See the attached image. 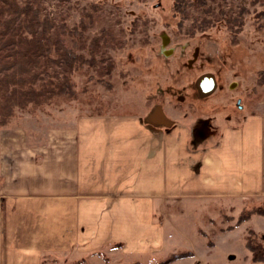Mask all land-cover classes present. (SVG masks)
Here are the masks:
<instances>
[{
    "label": "rangeland",
    "instance_id": "obj_1",
    "mask_svg": "<svg viewBox=\"0 0 264 264\" xmlns=\"http://www.w3.org/2000/svg\"><path fill=\"white\" fill-rule=\"evenodd\" d=\"M42 3L53 35L82 57L71 76L75 96L17 109L0 127V142L21 128L30 144L42 143L51 129L83 117L138 114L147 121L156 107L171 121H187L194 137L199 131L212 137L230 120L264 111V0ZM205 73L216 75L218 89L200 99L195 82ZM186 207L163 202L162 253L123 256L115 248L92 258L52 256L51 264H264L246 246L250 240L264 246V194Z\"/></svg>",
    "mask_w": 264,
    "mask_h": 264
},
{
    "label": "crops",
    "instance_id": "obj_2",
    "mask_svg": "<svg viewBox=\"0 0 264 264\" xmlns=\"http://www.w3.org/2000/svg\"><path fill=\"white\" fill-rule=\"evenodd\" d=\"M138 115L80 118L30 144L26 130L0 142V264L52 256L157 255L166 245L163 202L234 201L264 194V111L194 137ZM178 214H182L179 212Z\"/></svg>",
    "mask_w": 264,
    "mask_h": 264
},
{
    "label": "trees",
    "instance_id": "obj_3",
    "mask_svg": "<svg viewBox=\"0 0 264 264\" xmlns=\"http://www.w3.org/2000/svg\"><path fill=\"white\" fill-rule=\"evenodd\" d=\"M42 10V0H0V127L9 124L17 109L75 96L71 76L82 57L53 35ZM246 246L253 261H264L263 245L250 240Z\"/></svg>",
    "mask_w": 264,
    "mask_h": 264
},
{
    "label": "water",
    "instance_id": "obj_4",
    "mask_svg": "<svg viewBox=\"0 0 264 264\" xmlns=\"http://www.w3.org/2000/svg\"><path fill=\"white\" fill-rule=\"evenodd\" d=\"M167 43H168V39L165 38L164 47H166ZM172 52H173V49L163 51V53L167 56H169ZM195 58H196V55H195ZM195 88L201 99L210 97L218 89V81H217L216 75L213 73H205L201 75L195 82ZM159 114L161 117L160 124L170 127L172 125V121L167 116H165L161 108L159 109Z\"/></svg>",
    "mask_w": 264,
    "mask_h": 264
},
{
    "label": "flooded vegetation",
    "instance_id": "obj_5",
    "mask_svg": "<svg viewBox=\"0 0 264 264\" xmlns=\"http://www.w3.org/2000/svg\"><path fill=\"white\" fill-rule=\"evenodd\" d=\"M198 93V92H197ZM198 97H199V94H198ZM200 98V97H199ZM201 99V98H200ZM206 99V98H205ZM241 103V100H239L237 102L238 104V107H240V109H242V106L240 105ZM159 109L160 107H156L152 113L149 115V117L147 118V121L150 122V123H155V124H160V121H161V117H160V114H159ZM163 111V110H162ZM198 130V129H197ZM202 136V134L197 132V135H196V138H200Z\"/></svg>",
    "mask_w": 264,
    "mask_h": 264
}]
</instances>
